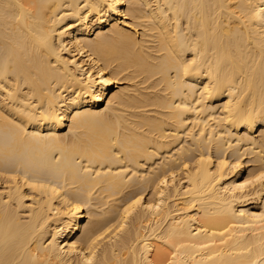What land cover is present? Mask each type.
I'll return each instance as SVG.
<instances>
[{"label":"bare ground","instance_id":"6f19581e","mask_svg":"<svg viewBox=\"0 0 264 264\" xmlns=\"http://www.w3.org/2000/svg\"><path fill=\"white\" fill-rule=\"evenodd\" d=\"M0 264H264V0H0Z\"/></svg>","mask_w":264,"mask_h":264}]
</instances>
